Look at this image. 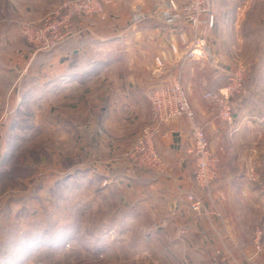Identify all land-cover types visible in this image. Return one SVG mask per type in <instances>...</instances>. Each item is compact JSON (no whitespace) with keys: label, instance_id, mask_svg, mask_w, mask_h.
Wrapping results in <instances>:
<instances>
[{"label":"rangeland","instance_id":"1","mask_svg":"<svg viewBox=\"0 0 264 264\" xmlns=\"http://www.w3.org/2000/svg\"><path fill=\"white\" fill-rule=\"evenodd\" d=\"M18 1L0 0V264H118V234L127 225L118 223V217L136 212L132 190L141 198L138 189L146 181L142 178L152 169L136 146L154 122L138 127L125 120L133 123L130 128L118 118V93L105 89L128 80L129 70L118 71V62L109 75L102 74L108 67L96 64V73L105 77L74 85L68 72L95 65L86 52L67 47L63 52L70 59L61 65L54 55L67 41L53 50L37 51L25 38L24 22L42 28L64 1L38 21L20 14ZM158 1L146 0L138 25L159 23L154 13ZM209 4L220 19L230 7L242 9L244 15V40L230 73L241 66L247 70L243 89L232 102L234 120L264 118L252 107L253 101L264 99V0ZM85 21L99 23H79ZM146 31L139 33L144 41ZM112 49L118 56V46ZM171 55H176L172 48ZM118 138L134 140L118 150ZM247 167L264 187L263 160ZM121 178L129 183L121 185ZM129 242L130 235L128 247Z\"/></svg>","mask_w":264,"mask_h":264},{"label":"crops","instance_id":"2","mask_svg":"<svg viewBox=\"0 0 264 264\" xmlns=\"http://www.w3.org/2000/svg\"><path fill=\"white\" fill-rule=\"evenodd\" d=\"M63 1L19 0L17 8L23 16L38 21ZM165 2L159 0L154 11ZM146 5V0H111L106 21H75L74 36L53 57L61 65L67 64L70 56L63 50L71 46L74 53L86 52L95 63L86 71L71 75L74 85L113 74L108 71H113L116 62L118 71L129 70L123 85L105 88L111 95L118 93V118L124 127H133V123L126 124L129 120L138 127L151 124L153 90L181 81L197 114L196 121L205 128L210 149L220 161V173L209 189L200 188L194 181L192 122L181 117L161 124L153 147L163 167L144 175L145 187L138 189L141 198L132 190L136 212L118 217V223L127 224L118 234V264H264V187L249 180L251 169L247 167L258 159L264 163V118L243 117L236 121L237 131L233 132L231 126L217 119L214 102L204 97L208 91H217L226 84L237 63L238 48L244 40L240 35L242 9L230 7L224 20L216 14L218 21L212 29L200 28L198 33L208 50V59L187 62L184 47H180L181 55H171L172 42L166 26L157 18L159 23L147 26L133 23L132 14ZM141 29L147 30L145 41L139 38ZM188 40H192L191 33ZM117 46L118 56L112 55V48ZM125 51L129 54L123 55ZM154 56L166 58L163 68L158 69ZM96 64L108 70L96 73ZM108 97L114 101L109 94ZM252 107L264 114V99L253 101ZM133 140L118 138V150ZM125 183L129 182L121 178L120 184ZM191 195L202 202L201 215L192 211L188 201ZM257 229L262 231L261 251L255 241ZM129 235L130 247L125 245Z\"/></svg>","mask_w":264,"mask_h":264},{"label":"built area","instance_id":"3","mask_svg":"<svg viewBox=\"0 0 264 264\" xmlns=\"http://www.w3.org/2000/svg\"><path fill=\"white\" fill-rule=\"evenodd\" d=\"M110 3L111 0H65L52 17L44 21L42 28L24 22L23 34L31 44L35 45L37 51L53 50L74 36L75 21L81 19L106 21L107 6ZM140 12V10L135 11L132 18L135 25L141 23L143 19ZM154 13L155 18L166 26L174 53L178 54L180 47H184L186 49L184 59L187 62L208 59V50L198 32L202 27L212 29L217 22L209 0H189L185 4H180L177 0H168L160 4ZM189 32L192 34L191 42L188 40ZM155 62L159 68L165 65L164 57H156ZM246 71L245 67H239L218 92L208 91L204 95L206 99L214 102L217 119L231 126L233 132L237 131V127L233 117L232 102L243 89ZM150 101L154 125L144 130L136 149L152 169H160L163 162L153 147V139L159 134V126L176 118H187L193 124L192 154L196 162L195 182L200 188L209 189L219 177L220 161L210 149L205 128L196 121L195 111L185 86L179 80L164 84L153 90ZM249 180L256 181V177L251 174ZM188 201L195 215H201L202 202L192 195L188 197ZM261 237L262 231L257 229L255 241L258 251H261Z\"/></svg>","mask_w":264,"mask_h":264},{"label":"trees","instance_id":"4","mask_svg":"<svg viewBox=\"0 0 264 264\" xmlns=\"http://www.w3.org/2000/svg\"><path fill=\"white\" fill-rule=\"evenodd\" d=\"M72 57H73V58H78V55H72ZM86 61H87V60H86ZM91 64H92V63H91ZM88 68H90V67H88ZM86 70H87V69H85L84 71H86ZM84 71H81V72H73V71H72V72H68V73H70V75H73V74H76V73H78V74H79V73H82V72H84ZM233 108H234V107H233ZM233 114H234V113H233Z\"/></svg>","mask_w":264,"mask_h":264}]
</instances>
